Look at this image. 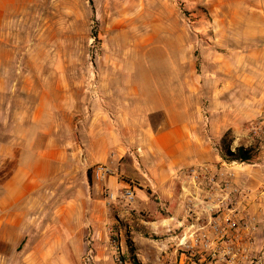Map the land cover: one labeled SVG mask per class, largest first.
Segmentation results:
<instances>
[{
  "label": "crops",
  "instance_id": "0c3cea01",
  "mask_svg": "<svg viewBox=\"0 0 264 264\" xmlns=\"http://www.w3.org/2000/svg\"><path fill=\"white\" fill-rule=\"evenodd\" d=\"M2 6L3 2L0 16ZM252 11L263 31L264 0ZM163 26L169 28L163 31L174 30L172 24ZM153 43L149 39L147 47H154ZM159 47H175V52L162 58V63L173 65L161 77L147 76L144 88L141 77L135 79L136 64L128 69L127 63L139 65L137 55L118 56L121 65L114 76H101V93L109 97L108 115L93 109L89 124L79 129V156L89 171L88 177L82 168L80 180L68 163L76 156L74 143L53 124L46 105L17 102L2 94L12 92L11 87L7 91L0 87V264H79L82 239H101L102 209L112 204L105 194L117 196L129 184L135 194L134 214L168 215L155 222L137 220L155 236L131 233L126 248L130 253L132 248L140 251L143 262L139 264H198L188 256L187 246L193 243L191 234L207 228L209 214L202 215L199 207L189 213L178 187L186 171L205 165L214 174L232 175L230 180L240 194L226 215L257 228L249 249H262L264 148L251 165L222 162L217 145L231 129L226 96L218 104L216 91L200 80L196 86L194 70L181 66L185 44L179 35L163 36ZM202 97L209 98L204 110L199 107ZM134 159L147 173L146 179ZM97 165L112 166L116 174L96 183L90 172ZM150 224L158 230H149ZM246 232L240 229L235 243L243 241Z\"/></svg>",
  "mask_w": 264,
  "mask_h": 264
},
{
  "label": "rangeland",
  "instance_id": "374dc122",
  "mask_svg": "<svg viewBox=\"0 0 264 264\" xmlns=\"http://www.w3.org/2000/svg\"><path fill=\"white\" fill-rule=\"evenodd\" d=\"M2 2L0 87L3 91L10 87L12 90L2 94L11 95L20 103L46 105V114L53 124L65 131L74 143L76 156L70 157L68 163L79 180L82 168L89 172L83 156H79V129L89 124L93 109L108 115L106 98L109 97L101 93V76L106 73L114 76L121 65L118 56L137 55L139 65L127 63L128 69L131 71L136 64L135 79L139 80L140 76L144 88L147 76L161 77L173 65L162 63L164 53L175 52V47H159L163 36L171 39L179 35L184 42L181 66L185 71L194 70L197 87L199 80L205 82V87L217 92L218 104L219 99L226 96L231 129L217 145L222 159L226 145L233 154L231 144L235 142L238 149H250L249 161L243 165L254 163L252 156L256 153L251 149L246 128L258 121L264 98V30L258 29L257 17L252 13L260 0H0V4ZM163 24H172L174 30L170 27L169 31H163L169 29ZM176 24L178 31H175ZM149 39L154 41V47H147ZM219 89L224 95H219L218 92H222ZM208 99L201 98V110L208 107ZM216 110L218 114L219 107ZM235 162L234 165L241 164ZM101 166L111 171L105 179L116 174L112 166ZM90 179L96 183L104 181L95 180L92 171ZM183 187L187 184L179 183L180 198H183ZM122 191L114 200L110 198L112 194H105L112 204L102 209L101 239H82L79 264H129L130 251L126 245L133 237L131 233L148 232L145 236L155 239L137 220L155 222L167 215L142 211L134 214L131 209L134 201L123 200ZM148 227L151 231L158 230L155 224ZM89 251L92 260L87 262ZM131 251L132 257L142 263L140 251L135 248ZM122 254L126 262L121 259Z\"/></svg>",
  "mask_w": 264,
  "mask_h": 264
},
{
  "label": "built area",
  "instance_id": "2783aa9c",
  "mask_svg": "<svg viewBox=\"0 0 264 264\" xmlns=\"http://www.w3.org/2000/svg\"><path fill=\"white\" fill-rule=\"evenodd\" d=\"M249 135V143L254 149V156L260 153L264 148V98L261 104L260 117L258 121L251 123L246 128ZM231 151L236 154L238 149L236 143L231 144ZM247 149V148H245ZM226 165L237 164L235 161L226 162ZM244 163H241L243 165ZM134 165L138 168L141 176L146 179L147 173L143 170L137 159H134ZM111 173L106 166L97 165L92 170L95 180H105ZM221 175L214 174L210 167L200 166L192 168L184 174L182 183L187 184L183 187V199L186 202V209L189 213L196 207H199L201 214H209L207 228H201L191 234L193 243L187 246L188 256L197 259L198 264H264V245L261 250L251 251L255 235V229L248 225L241 224L232 215H226L232 211L233 199L239 196V189L234 186L230 180V173ZM223 178V179H220ZM122 199L132 203L135 199L133 186L129 184L128 188L123 189ZM112 200L116 199L112 194ZM225 214V215H222ZM240 229L246 230L243 241L235 243L234 238ZM187 245V243L185 244ZM91 251H89L86 261L92 260ZM120 253L121 246H120ZM124 257V254H122Z\"/></svg>",
  "mask_w": 264,
  "mask_h": 264
},
{
  "label": "trees",
  "instance_id": "16d2710c",
  "mask_svg": "<svg viewBox=\"0 0 264 264\" xmlns=\"http://www.w3.org/2000/svg\"><path fill=\"white\" fill-rule=\"evenodd\" d=\"M224 155H223V159L225 161L232 162V161H237L239 163H245L247 161H249L250 158V149H243V148H239L237 154H232L229 150H228V145H226L225 149H224ZM87 176L89 177V172L87 173ZM164 218H167V216H163ZM121 259H123L124 262H126V258L122 257ZM128 262L129 264H139V262L137 261V259L133 256L132 254L129 253L128 254Z\"/></svg>",
  "mask_w": 264,
  "mask_h": 264
}]
</instances>
